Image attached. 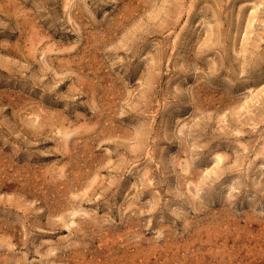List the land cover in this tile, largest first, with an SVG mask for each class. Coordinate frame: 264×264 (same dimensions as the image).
<instances>
[{
    "label": "rangeland",
    "instance_id": "obj_1",
    "mask_svg": "<svg viewBox=\"0 0 264 264\" xmlns=\"http://www.w3.org/2000/svg\"><path fill=\"white\" fill-rule=\"evenodd\" d=\"M259 74L264 0H0V264H264Z\"/></svg>",
    "mask_w": 264,
    "mask_h": 264
},
{
    "label": "bare ground",
    "instance_id": "obj_2",
    "mask_svg": "<svg viewBox=\"0 0 264 264\" xmlns=\"http://www.w3.org/2000/svg\"><path fill=\"white\" fill-rule=\"evenodd\" d=\"M135 6H136V5H135ZM139 6H140V5H139ZM136 8H137V7H136ZM133 9H134V8H133ZM181 10H182V9H181ZM127 13H128V12H127ZM120 14H121V13H120ZM124 15H126V14H124ZM123 18H124V17H123ZM125 18H126V17H125ZM119 20H120V19H119ZM194 40H195V39H194ZM4 43H5V42H4ZM20 45H21V44H20ZM47 45H48V44H47ZM3 47H4V46H3ZM15 47H16V46H15ZM44 48H45V47H44ZM51 48H54L53 45H52ZM56 48H57V47H56ZM62 48H63V47H62ZM47 49H50V48H47ZM47 49H46V51H47ZM44 50H45V49H44ZM50 50H51V49H50ZM56 50H57V49H56ZM56 50H55V51H56ZM60 50L62 51V49H59V51H60ZM11 51H12V50H11ZM64 51H65V50H64ZM25 52H26V51H25ZM49 52H50V51H49ZM27 54H28V53H26V55H27ZM67 54H68V53H67ZM81 58H82V56H81ZM71 63H72V61H71ZM261 73H262V72H261ZM256 74H257V73H256ZM256 74H255V75H256ZM259 75H263V77H264V74H259ZM251 77H252V76H251ZM253 77H254V76H253ZM257 77H258V76H257ZM258 78H259V77H258ZM258 78H257V79H258ZM261 78H262V77H261ZM253 80H255V79H253ZM247 81H248V80H247ZM256 81H258V80H256ZM87 86H88V85H87ZM84 88H86V87H84ZM211 90H212V89H211ZM213 90H214V89H213ZM216 91H217V90H216ZM204 92H205V91H204ZM219 92H220V91H219ZM205 93H206V92H205ZM214 101H215V100H214ZM33 110H34V109H33ZM35 112H36V111H35ZM35 114H36V113H35ZM40 114H41V113H40ZM36 115H37V114H36ZM44 119H45V118H44ZM40 120H41V119H40ZM42 121H43V120H42ZM42 121H41V122H42ZM44 121H46V120H44ZM41 122H40V123H41ZM39 125H40V124H39ZM58 125H59V124H58ZM71 125H72V124H71ZM62 126H63V125H62ZM69 126H70V125H69ZM58 127H59V126H58ZM58 127H57V128H58ZM64 127H65V126H64ZM64 127H60V128L64 129ZM60 128H59L58 132L61 131ZM69 128H70V127H69ZM75 128H76V127H75ZM80 128H82V127H80ZM76 129H77V128H76ZM73 130H74V128H73ZM73 130H72V131H73ZM64 131H65V130H64ZM70 131H71V130H70ZM70 131L68 130V131H65L64 133H63V132H60V133H62V135L65 134L66 137H67V136L69 137V136H70V133H72V132H70ZM65 135H64V137H65ZM219 159L221 160V159H222V156H219Z\"/></svg>",
    "mask_w": 264,
    "mask_h": 264
}]
</instances>
